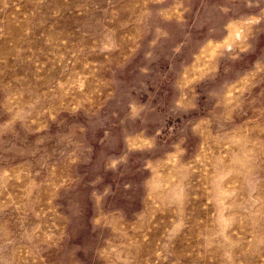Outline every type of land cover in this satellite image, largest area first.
Listing matches in <instances>:
<instances>
[{
    "label": "rangeland",
    "instance_id": "374dc122",
    "mask_svg": "<svg viewBox=\"0 0 264 264\" xmlns=\"http://www.w3.org/2000/svg\"><path fill=\"white\" fill-rule=\"evenodd\" d=\"M0 264H264V0H0Z\"/></svg>",
    "mask_w": 264,
    "mask_h": 264
}]
</instances>
